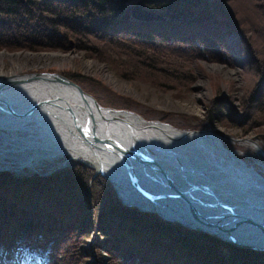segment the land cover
Wrapping results in <instances>:
<instances>
[{"label":"trees","instance_id":"1","mask_svg":"<svg viewBox=\"0 0 264 264\" xmlns=\"http://www.w3.org/2000/svg\"><path fill=\"white\" fill-rule=\"evenodd\" d=\"M132 1L154 7L161 16H133ZM228 1L226 5L227 0H0V47L50 44L64 49L73 36L80 41L75 42L77 47L95 49L99 46L95 42L92 45L96 35L114 46L136 47L134 52L122 50L118 56L121 70L132 72L126 77L141 72L140 76L152 82L164 79L176 84L192 78L180 74L183 68L179 61L163 55L164 49L189 54L191 61L200 57L230 64L237 49L242 65L255 66L259 76L246 106L239 111L230 98L215 95L202 124L213 127L229 122L247 131L264 124V49L252 41L264 32V0H249L252 13L248 15L238 14ZM243 22L252 29V38ZM92 169L74 159L49 172L17 175L0 170V260L4 264H79L81 254L87 252L83 247L81 252L76 249L77 241L89 229H93L92 245L97 247L100 264L114 260L116 264H264V247L231 242L126 204L109 178L94 176ZM97 181L104 189L100 204L95 203L100 208L94 209L91 218L87 200H95L87 194ZM116 226L125 232L118 233ZM97 228L107 232L109 240L100 239ZM100 248L109 252L106 261L99 259ZM224 249L238 254V258L232 255L236 262L229 261L230 254Z\"/></svg>","mask_w":264,"mask_h":264},{"label":"bare ground","instance_id":"2","mask_svg":"<svg viewBox=\"0 0 264 264\" xmlns=\"http://www.w3.org/2000/svg\"><path fill=\"white\" fill-rule=\"evenodd\" d=\"M19 69L13 65L5 70L0 57V81L2 77L23 78L22 83L11 82L23 91L12 92L15 97L8 100L17 105L20 95L23 101H28L24 96L42 100L44 113L39 114V108L31 112L43 122L0 110V166L34 169L66 155L86 161L96 173L112 174L122 170L121 159L101 142L114 137L120 143L123 141L125 148L138 147L152 155L161 171H151L155 180L146 175L150 184L162 181L163 171L173 173L175 182L184 188L192 186L190 190L200 195L198 199L208 204L229 202L240 215L264 222V174L254 163H248L228 148L223 141L224 133L217 128L180 130L162 121L146 120L131 111L108 110L100 107L93 96L53 75L39 73L31 78L30 73H19ZM84 129L88 134L85 135ZM94 134L99 137L96 139H104L97 143ZM121 173L124 177L116 175L115 182L125 200L147 206L144 192L128 180L125 170Z\"/></svg>","mask_w":264,"mask_h":264},{"label":"rangeland","instance_id":"3","mask_svg":"<svg viewBox=\"0 0 264 264\" xmlns=\"http://www.w3.org/2000/svg\"><path fill=\"white\" fill-rule=\"evenodd\" d=\"M230 1L234 9L239 11L238 14L243 13L244 15H248V13H252L250 9L252 8V5L249 0ZM228 2L229 1L227 0L225 4L228 5ZM143 7L155 12L158 11L152 6L144 5ZM243 27L252 38L253 35L250 33L252 30L250 26L243 22ZM10 32L17 34L16 32H18V30L16 32L15 30H10ZM71 32L75 31L72 30ZM262 32L258 33L261 39L258 35H256L255 39H252L254 44L260 45L261 51L264 49L261 45L264 44L262 41V38H264ZM232 35L231 33L229 34L231 37ZM93 36L95 38H92V45L95 43L99 45L98 48L95 49H90V47H77L75 42L78 43L80 41L77 37L75 38L72 36L70 41H66V45H69V47L64 49L50 46V44L38 46L36 48L0 47V57L5 70L10 69L13 65H17L20 67V69L17 70L19 73L36 72L43 74H57L63 79L68 78L73 81L68 82L65 79V81H67L65 82L61 79L64 84L80 87L85 93L96 98L98 103L104 108L131 111L137 113L146 120L162 121L180 130L207 129L206 125L203 126L202 120L207 105L211 104L213 101L212 98L215 95H224L228 100L230 98L231 102L239 108L238 110L242 111L246 106L250 91L253 89V86L259 78L258 74L255 73V66L250 64L249 67H245L242 65L240 54L237 52V49L233 50L234 61L231 64L221 63V61L215 59H204L200 57L191 61L189 59V56L191 55L189 54H179L176 50L164 49L163 51L165 52L162 51L163 55L172 56L170 57L171 59H177L179 61L183 68L180 70V74H188V77L192 78L185 82V84H176L177 82L175 81L169 82L164 79H161L160 81L157 80L156 82H160L158 84L148 80L149 78L146 79V76H140L139 74H141V72H135V74H138L137 76L128 78L126 76L132 74V72H128L130 70L127 72L121 70L117 63L118 56L123 54L122 50L125 52L127 51V53L128 51L134 52V48L136 47L123 44L114 46L112 43L108 42V40L99 38L96 35ZM55 37L56 36L53 37L54 43L56 42ZM236 37L237 36H234L233 38ZM113 48L117 49L114 50ZM148 48L150 50L153 49L150 47ZM141 50L145 52L144 49ZM1 53L3 54L1 55ZM162 58L168 59V57ZM152 75L154 76V73ZM167 82L170 83H168L169 86L168 84H165ZM229 104L230 102L226 100V105L229 106ZM228 123H217V125L208 128H217L220 132L224 133L225 136L223 137V141L225 145L228 148L235 150L248 163H254L264 174V167L262 166V163H264V124L248 128L247 131H245L241 126ZM72 159L74 160L77 158L65 155L60 157L59 160L57 159L53 162H46L47 164L40 165L36 167V169L40 170L38 172L46 171L51 168L54 169L65 165L62 163L71 161ZM92 168L94 169H92L94 176L97 174H103L101 172L96 173L95 168ZM0 170H13L21 175L30 172L33 173L34 171V169H30L29 167L17 169L14 167L3 166H0ZM91 187L93 188V191L89 190L88 194L85 188L81 189L82 192H85L88 196L91 195L95 200V202H92L91 198L87 200L90 208H88V212L91 218H93L94 209L97 211L100 208V206L95 203L100 204L99 198L100 195L102 197V189L104 188L98 181L94 182ZM103 200L105 199L103 198ZM119 227L121 226H116V228H118V233L125 232L124 229ZM92 231L93 229L85 231L80 237L81 239H79L81 241H77L76 249L81 252V247H83L87 252L81 254L79 264H100V262L97 261V255L95 254L97 247H95L94 244L92 245L94 240V233H91ZM96 234L102 240H109L107 232L102 233L100 229L97 228ZM99 250V259L106 261L108 259V250H106V248H100ZM225 250L226 249H224V251ZM226 251L230 254L231 249H227ZM232 255H235L238 258V254L232 253L228 257L230 262H236ZM7 263L12 264L9 262ZM14 264H20V262L16 263L15 261ZM111 264H116L115 260Z\"/></svg>","mask_w":264,"mask_h":264},{"label":"water","instance_id":"4","mask_svg":"<svg viewBox=\"0 0 264 264\" xmlns=\"http://www.w3.org/2000/svg\"><path fill=\"white\" fill-rule=\"evenodd\" d=\"M131 11L132 14L138 18L160 17V14L158 12L149 10L138 3L132 6ZM35 75H39V73H30L31 78ZM49 75H53L54 77L65 81V79L61 78L57 74L51 73ZM2 79L3 81H0V110L3 111L4 109H6L5 111L15 113L19 117L30 118L42 123L43 119L38 118V116H32L33 112H31L32 110H37L36 108H39V114L44 113V110H42V107L44 106L42 100H36V98L31 99L30 97L24 96L26 99H28V101H23L20 99L23 95H20L17 99V103H19L20 106L16 103L12 104L8 100L9 97H15V95L13 94L14 92H16L17 90H21L19 86L13 85L12 83H20L21 79L23 78L15 77L10 79L2 77ZM78 88L80 89V92L86 94L84 90H82L80 87ZM21 105H23L24 107H21ZM100 107L103 106L100 104ZM106 109L110 110L111 108ZM47 118H50L52 120L54 119L56 121L54 117ZM89 120L91 122V119ZM86 128L92 130L89 126ZM86 131L87 130L85 129L83 131L85 132V135L89 132L87 131L86 133ZM94 135L97 143L98 141H102L104 139H96L97 136L96 134ZM113 138H106L104 142L101 143L104 144L103 146H105L106 149L116 152L118 157L121 159L122 170H125L128 173V180H131L133 185L144 192L149 204L145 207H142L135 202L125 200V198L120 193V188L115 182L116 175L122 174V177H124L123 173H121L122 170L119 172L115 170L116 172L114 171L112 174H110L109 172H104V174L110 178L119 195L126 203L137 205L142 209L156 211L166 219L177 221L191 227L200 228L202 230L212 232L220 237L235 242L239 241L245 245L264 247V222H259L258 220L240 215L235 210H232L233 206L229 202L208 204L205 201L198 199V196L200 195L197 193L195 195L193 192L196 191L190 190L193 189L191 188L192 186L184 188L181 187L179 183L175 182V179L172 176L174 175L173 173L169 174L167 172L166 174V171H163L165 178L155 184H150L146 179V175H150V178L152 180H155L156 178L152 176L151 171L156 172L155 170L157 169V173L161 171L160 166L157 167L154 164L156 162L153 160L152 155L149 152L145 153V151L138 147L131 150L127 147L125 148V146H123V144H125L123 141L120 143L119 140ZM117 141H119L118 144L121 146L119 147L120 149L117 148ZM92 143H94V141H92ZM128 159H130L131 163H129ZM237 224L240 225L237 226Z\"/></svg>","mask_w":264,"mask_h":264}]
</instances>
